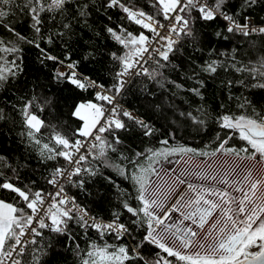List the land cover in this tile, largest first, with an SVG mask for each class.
I'll return each instance as SVG.
<instances>
[{"label": "snow or ice", "instance_id": "snow-or-ice-1", "mask_svg": "<svg viewBox=\"0 0 264 264\" xmlns=\"http://www.w3.org/2000/svg\"><path fill=\"white\" fill-rule=\"evenodd\" d=\"M149 6L157 11L146 16L131 0H0V28L13 38H0V88L24 74L22 42L40 52L42 65L45 61L56 65L51 73L54 82L68 85L81 94L91 93L94 96V100L79 99L74 104L70 117L78 120L80 127L71 134L59 132L55 124L45 123L37 114L44 107H51V100L38 97L34 90L29 96H21L9 105L20 118V137L22 140L26 138L28 145L38 154L39 162L46 164L54 161L57 166L44 177L53 188L52 192L43 189L33 192L30 188L21 190L23 182L18 178L0 182V191L11 192L23 201V207L16 208L12 203L0 200V209L7 210L0 211V264H44V258L54 248L53 238L49 236L46 239L44 229L67 237V246L71 247L78 264H264V210L260 211L259 216L255 215L254 210L247 220L233 216L230 210L222 212L232 221L231 231L226 224L212 225L203 239L197 240L194 239L197 232L189 229L191 237L182 239L179 249L175 245L177 238L168 241L167 246H161L160 226L153 222L151 215L158 204L159 193L149 179L150 174L158 175V170L151 165L158 157L167 160L176 151L193 149L181 147L164 152L149 148L133 152L132 157L125 156L121 162L126 161L127 167L110 163L107 156L108 152L119 155L118 148L123 141L117 133L131 131L126 121H130L144 138L169 135L167 130L161 133L150 122L122 108L117 96L125 90L128 80L134 75H147L156 80L157 77L163 79L169 67L179 70L180 65H174L173 61L182 54L181 44L192 53H200L207 58L202 64H195L189 69L190 74L185 79L194 86L186 88L184 84L169 81L173 87L203 100L205 76L214 79L218 72H232L239 74L240 78L222 80L221 86L226 90L233 87L264 90V18L257 22L254 15H249L257 8L264 11V0H154ZM25 10L30 21L28 26L34 33L31 39L25 38L15 27L17 14L24 15ZM111 10H118L122 14L116 22L109 15ZM93 14L97 17L103 15L107 21L104 32L127 50L122 55L116 52L108 54L120 66L119 70L113 71L110 87L100 82L101 77L93 78L81 71V61L73 59L68 47L72 38L79 35L77 28L81 25L89 27ZM156 14L167 23H160ZM48 20L52 21L51 28L45 27ZM125 20L143 30L133 34L124 26ZM217 20L224 21L225 27L221 29L217 26V30L210 35L215 41L229 44L230 47L224 50L211 46L205 53L202 47L203 32L195 25L199 23L206 28ZM113 23L115 27L110 26ZM253 36L260 37L261 43L257 44L251 39ZM237 37L240 39H235ZM57 41L64 48V59L49 50V46ZM245 43L254 55L250 56L243 50ZM5 53L9 54L7 60L4 59ZM153 54L156 57L155 67L149 71L144 63ZM89 57L94 58V54L89 52L84 59ZM239 108L241 112L250 109L251 117L243 114L213 117L225 135L221 137L217 134L218 143L212 155L220 152L240 157L243 153V158L258 157L264 161V112L257 114L247 97L240 98ZM194 112L195 115L193 112L187 115L198 127H203L206 110L197 107ZM5 119V112L0 109V121ZM42 129L48 131L47 136ZM228 130L237 131L246 146L226 147L232 138ZM162 143L167 145L169 141L165 139ZM93 154V158L100 160L105 168L113 169L133 189L130 191L111 177H104L114 190V204L109 209L107 220L98 213L93 214L91 209L65 191V185L84 189L86 178L90 180L103 175L100 168L84 166V162ZM200 154L207 155L204 152ZM61 158L64 165L58 164ZM144 158L148 160V167L140 164ZM4 179L0 175V181ZM241 211L245 209L241 208ZM160 214H163L162 211ZM73 227L79 228L85 236L90 230L95 232L100 243L89 238L87 247L81 248L76 242ZM199 228L203 232L204 226L200 225ZM106 236L114 237L120 243L108 244L104 240ZM253 248L256 250L253 251Z\"/></svg>", "mask_w": 264, "mask_h": 264}, {"label": "trees", "instance_id": "trees-1", "mask_svg": "<svg viewBox=\"0 0 264 264\" xmlns=\"http://www.w3.org/2000/svg\"><path fill=\"white\" fill-rule=\"evenodd\" d=\"M153 2L154 0H131V3L137 9L143 11L146 16L155 14L157 11L156 8L149 6ZM109 15L112 16L113 22H116L122 14L118 10H111ZM249 15H254L257 22H259L264 18V11L257 8L254 13H249ZM17 16L18 22L15 24L16 31L25 38H33L34 33L28 26L30 21L26 15V10L24 15H19L18 13ZM156 18L164 20L159 14H156ZM58 19L59 16H57ZM106 23L107 21L103 18V15L97 17L93 14L89 20V27L85 28L81 25L77 28L76 32L79 35L72 38L68 47L73 59L81 61V71L87 72L93 78L97 76L101 77L100 82L110 87L113 82L111 79L113 71L119 70L120 66L112 61L108 54L116 52L118 55H122L127 50L123 49L121 45L116 43L113 38L104 32L103 28ZM51 25L52 21L48 20L45 27L51 28ZM110 26L115 27V23ZM124 26L133 34L143 30L140 26L129 23L126 20L124 21ZM217 26L222 29L225 27V22L217 20L214 24L206 28L199 23L195 25L197 29L203 32L202 47L205 49V53L207 48L211 46H218L224 50L230 47L229 44L215 41L213 36L210 35V33L217 30ZM0 38L5 40L13 39L2 28H0ZM235 39L240 38L237 37ZM251 39L257 41V44L261 43V38L258 36H253ZM20 46L23 48L24 74L18 80L10 81L4 88H0V109H3L6 114V119L0 121V175L5 178L0 182H9V179L15 180L18 178L23 182L21 190L30 188L33 192L39 189L48 192L51 186L47 184L44 177L50 169L57 166V162L48 161L46 164L39 162L37 158L38 154L28 145L26 138L22 140L20 137L19 133L22 131L20 118L9 105L15 103L21 96H29L34 90L38 97L51 100V107H44L43 111H37V114L40 115L45 123L55 124L59 132L71 134L76 128L80 127V122L70 117V112L74 104L79 99L94 100V96L91 93L81 94L68 85L54 82L51 73L56 65L49 61H45L42 65L40 62L41 54L36 48L23 44L22 42ZM41 46L43 47L44 45L42 44ZM181 48L183 50L182 54L173 61L174 65H180L179 70L174 67H169L163 74L164 78L157 77L156 80L151 79L147 75H137L131 80L119 97V105L122 108L150 122L159 128L161 133L167 130L169 135L144 138L137 133V130L132 126L130 121H126L131 131L117 133L123 141V145L118 148L119 155L111 152L107 153L110 163L127 167L126 161L123 164L121 162L124 161L125 156L132 157L133 152H139L149 148L164 152L181 147L194 150L176 151L174 154L168 156L167 160L162 157L154 160L151 167L158 170V175H149L150 182L152 181L153 183L163 168L170 166L172 162L179 161L185 156H191L199 160H208L214 157L212 152L216 149L218 143L217 134L223 137L225 131L219 128L213 117H218L223 114H231L233 116L243 114L250 117L252 115L250 109L241 112L239 108L241 97H247L251 101L252 107L255 108L257 114L264 112V90L251 88L245 90L244 88L238 87L226 90L221 86L222 80L239 79L240 75L236 73L218 72L214 79L205 76L206 90H202L203 100L187 91L173 87L169 81L184 84L186 88L194 86L191 81H186L185 79L190 74L189 69L194 67L195 64H202L203 60L207 58L206 55L192 53L184 44H181ZM49 50L52 54L61 56V59H64L62 55L64 48L61 46L60 41L50 45ZM243 50L250 56L254 55L246 43L244 44ZM89 52L94 54V58L89 57V59L85 60L84 56ZM8 58L9 54L5 53L4 59L7 60ZM154 60L146 64V68L149 71H152L155 67ZM41 104H43V100H41ZM197 107H203L207 112L206 123L203 127H198L196 122L191 120L187 115L189 112H193L195 115L194 109ZM42 133L45 136L48 135V131L44 129H42ZM228 135L232 138L228 140L226 147L229 145L233 148L246 146L245 142L240 140L237 131L228 130ZM107 138L109 140L111 139V137ZM165 139L169 141L167 145L162 143ZM201 152L207 153V155H201ZM219 153L217 152L216 155ZM222 154L229 158L238 157L233 153ZM94 155L84 162V166L100 168L103 175L90 180L86 178L84 189H77L72 185H65V190L76 197L81 204L91 209L93 214L98 213L100 217L107 220L109 209L114 204L112 199L114 190L104 177H111L121 187L129 189L130 191L133 189L113 169L105 168L100 160L93 158ZM243 155L242 153L240 157L243 158ZM262 162L264 163V161ZM58 164L64 165L65 162L61 158ZM140 164L145 167L149 166L147 158L140 160ZM13 169H15V172ZM0 200L4 201V203H12L13 207L16 208L23 207L22 199H18L15 194L8 191H0ZM153 222L155 223L154 218ZM43 231L45 238L47 239L51 236L54 243V248L50 249L49 255L44 258V264H78L77 258L71 251V247L67 246V237L49 233L47 229ZM174 232L178 236L184 237L183 239L188 238L183 229L175 227ZM165 233L170 235L168 230ZM73 234L76 236V242L80 244L81 248L87 247L86 242L89 238L100 243L95 232L91 230L88 236H85L79 228L73 227ZM104 240L108 244L120 243L114 237L106 236ZM181 240L179 239V241ZM129 241L134 243L131 238H129Z\"/></svg>", "mask_w": 264, "mask_h": 264}, {"label": "rangeland", "instance_id": "rangeland-1", "mask_svg": "<svg viewBox=\"0 0 264 264\" xmlns=\"http://www.w3.org/2000/svg\"><path fill=\"white\" fill-rule=\"evenodd\" d=\"M167 168L173 170L170 172ZM154 184L159 196L158 204L151 215L155 223L160 226L159 242L162 247L167 246L168 241L177 238L176 249L180 248L179 239L184 237L174 232L177 226L186 232L188 238L191 237L189 229L196 231L197 235L194 239L200 240L212 225L226 224L228 230H232V221L222 215V212L230 210L233 216L247 220L248 215L254 210L256 216L264 210L262 207L264 206V163L258 157L257 159L229 158L219 153L208 160H199L185 156L165 167ZM184 188L181 199L179 198L173 207L169 205L177 193ZM244 198L251 208L245 207L244 203L247 202ZM222 201L223 206H221ZM225 201L229 203L225 204ZM241 208L245 211H241ZM0 211L7 210L0 209ZM200 225L204 226L203 232L200 231ZM167 230L170 235L165 233ZM210 242L211 237L208 240V243Z\"/></svg>", "mask_w": 264, "mask_h": 264}, {"label": "crops", "instance_id": "crops-1", "mask_svg": "<svg viewBox=\"0 0 264 264\" xmlns=\"http://www.w3.org/2000/svg\"><path fill=\"white\" fill-rule=\"evenodd\" d=\"M167 170H169L170 172L173 170V169H169V168H167ZM164 171V168L162 169V171H161V173ZM168 171V172H169ZM161 173H160V175H161ZM160 175L157 177V179L160 177ZM156 179V180H157ZM184 191H185V188L184 189H181L178 193H177V195L172 199V201H171V203H169V205H171L172 207L174 206V204H175V202H177V200L181 197V195L184 193ZM181 199V198H180ZM249 199V198H248ZM244 201L245 202H247V203H244V205H245V207L246 208H249L250 206H249V204H248V201H247V199L246 198H244ZM253 202V201H252ZM217 205V204H216ZM221 206H223V201H222V203H221ZM251 208V207H250ZM177 211H179V210H177ZM180 212V211H179ZM177 227H179V226H177Z\"/></svg>", "mask_w": 264, "mask_h": 264}, {"label": "built area", "instance_id": "built-area-1", "mask_svg": "<svg viewBox=\"0 0 264 264\" xmlns=\"http://www.w3.org/2000/svg\"><path fill=\"white\" fill-rule=\"evenodd\" d=\"M157 19V18H156ZM157 20H159V19H157ZM160 21V23H167V21H165V20H159ZM146 55H148V54H146ZM156 57L154 56V54L153 55H151V56H148V60H147V62H145L144 63V67L146 68V64L149 62V61H152V60H154ZM135 76H137V75H134V76H132L131 77V79H129L128 80V83H127V85L131 82V80L135 77ZM127 85H126V87H127ZM121 95V94H120ZM120 95L119 96H117V100H118V102H119V97H120ZM120 104V103H119ZM107 108V105L105 104V109ZM126 110V109H125ZM136 115V114H135ZM137 116V115H136ZM53 191V188L51 187V189L48 191V192H52ZM66 191V190H65ZM66 193L68 194V195H70V196H72L71 194H69L67 191H66Z\"/></svg>", "mask_w": 264, "mask_h": 264}]
</instances>
